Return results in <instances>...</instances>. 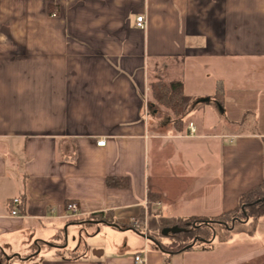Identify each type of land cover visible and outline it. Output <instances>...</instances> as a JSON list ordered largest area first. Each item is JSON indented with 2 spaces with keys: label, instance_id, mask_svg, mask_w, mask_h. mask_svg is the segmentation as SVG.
<instances>
[{
  "label": "crops",
  "instance_id": "crops-1",
  "mask_svg": "<svg viewBox=\"0 0 264 264\" xmlns=\"http://www.w3.org/2000/svg\"><path fill=\"white\" fill-rule=\"evenodd\" d=\"M150 64L194 100L177 131ZM263 141L264 0H0V264H264V217L172 255L131 227L235 210Z\"/></svg>",
  "mask_w": 264,
  "mask_h": 264
},
{
  "label": "trees",
  "instance_id": "trees-1",
  "mask_svg": "<svg viewBox=\"0 0 264 264\" xmlns=\"http://www.w3.org/2000/svg\"><path fill=\"white\" fill-rule=\"evenodd\" d=\"M221 96L222 87L221 83H218L215 99L219 101ZM148 100L154 108L164 109L171 116L173 120L171 128L176 131L181 125L187 107L194 101L184 94L180 80L170 83L161 80L149 82ZM106 183L112 187L124 186L122 181L113 178H107ZM262 217H264V177L258 186L240 196L235 210L217 217L164 222L158 214L153 213L149 221L148 237L164 254L172 255L187 251L198 244L207 246L215 240L220 243L226 242L236 233L253 235L257 222ZM90 219L103 218L101 215H91ZM164 237L170 239L163 242Z\"/></svg>",
  "mask_w": 264,
  "mask_h": 264
},
{
  "label": "built area",
  "instance_id": "built-area-1",
  "mask_svg": "<svg viewBox=\"0 0 264 264\" xmlns=\"http://www.w3.org/2000/svg\"><path fill=\"white\" fill-rule=\"evenodd\" d=\"M136 25L137 27H139L140 29H145L146 28V21L145 18L143 16H138L136 18ZM194 133V128L190 127L189 129V134L192 135ZM96 145L98 147H103L105 145V140L104 139H99L96 142ZM14 204H18L19 200L18 199H14L12 201ZM157 205H160V202L157 203ZM69 210L71 211L72 216H76L77 214V207L75 204H70L69 205ZM12 215H18V210L14 209L11 211ZM147 217H148V210L147 208L145 209V213H144V219L139 220V221H133L131 224V227L140 232L145 238H148V222H147ZM134 261L135 264H145V257L144 256H140L137 255L134 257Z\"/></svg>",
  "mask_w": 264,
  "mask_h": 264
},
{
  "label": "rangeland",
  "instance_id": "rangeland-1",
  "mask_svg": "<svg viewBox=\"0 0 264 264\" xmlns=\"http://www.w3.org/2000/svg\"><path fill=\"white\" fill-rule=\"evenodd\" d=\"M156 67H153L151 64L149 65V82H153L155 79H156V75H157V73H156V69H155ZM171 73H172V70H171V68L170 67H168V69L167 70H165V72H164V74H163V76L164 77H169L170 75H171ZM164 110V109H163ZM165 111V110H164ZM230 132L231 131H233V130H229ZM150 221V220H149ZM65 226L66 225H63V232H62V242H66V240H67V237H68V234H67V229L65 230L64 228H65ZM148 226H149V222H148ZM45 228V229H44ZM49 228H51L50 227V225L47 223V222H45L44 223V227H41L38 223L37 224H35L34 225V231H35V236L37 237H39V238H47L46 236H47V234H48V230H49ZM80 230V228L77 230V232H76V236H77V239L79 240V238H82V240H83V245H84V236L86 235V233H85V228H82L81 229V231H79ZM30 232V231H29ZM81 232L83 233V235L81 234ZM81 234V235H80ZM168 238V240L170 239V237H167ZM70 241H71V237H70ZM164 241V240H163ZM164 242H166V241H164ZM46 244V246H49V242H46L45 243Z\"/></svg>",
  "mask_w": 264,
  "mask_h": 264
},
{
  "label": "water",
  "instance_id": "water-1",
  "mask_svg": "<svg viewBox=\"0 0 264 264\" xmlns=\"http://www.w3.org/2000/svg\"><path fill=\"white\" fill-rule=\"evenodd\" d=\"M168 231L166 230L165 233H167Z\"/></svg>",
  "mask_w": 264,
  "mask_h": 264
}]
</instances>
